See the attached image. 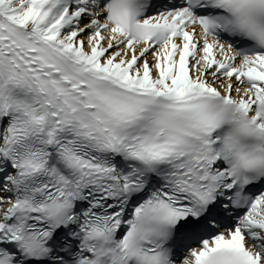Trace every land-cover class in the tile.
Masks as SVG:
<instances>
[{"label":"snow or ice","instance_id":"obj_1","mask_svg":"<svg viewBox=\"0 0 264 264\" xmlns=\"http://www.w3.org/2000/svg\"><path fill=\"white\" fill-rule=\"evenodd\" d=\"M0 264H264V0H0Z\"/></svg>","mask_w":264,"mask_h":264}]
</instances>
